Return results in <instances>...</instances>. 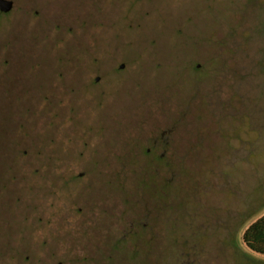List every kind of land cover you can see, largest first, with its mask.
I'll return each instance as SVG.
<instances>
[{"label": "rangeland", "instance_id": "1", "mask_svg": "<svg viewBox=\"0 0 264 264\" xmlns=\"http://www.w3.org/2000/svg\"><path fill=\"white\" fill-rule=\"evenodd\" d=\"M13 2L0 18V264H264L241 237L264 213V0ZM181 112L202 141L169 172L146 161L147 134L117 132ZM73 178L92 228L70 227ZM19 190L20 217L5 203ZM131 197L140 228L125 250Z\"/></svg>", "mask_w": 264, "mask_h": 264}, {"label": "flooded vegetation", "instance_id": "2", "mask_svg": "<svg viewBox=\"0 0 264 264\" xmlns=\"http://www.w3.org/2000/svg\"><path fill=\"white\" fill-rule=\"evenodd\" d=\"M12 1V7L8 10V11H2L0 10V18L6 17V16H10L11 11L13 10L14 7V2ZM141 0H134L133 4H136V2H139ZM148 1V0H147ZM141 3H144L143 1ZM148 3V2H147ZM128 4H130L128 2ZM127 6V4H125ZM145 4L142 5H135L137 8L140 6H143ZM42 7H46L45 5H42ZM121 7V6H120ZM47 8V7H46ZM125 9V6H124ZM52 10V9H51ZM127 10V9H125ZM124 12V11H123ZM136 15V14H135ZM47 16V15H45ZM44 16V17H45ZM60 16L54 12L51 11V19H55V18H59ZM25 21V19L21 18L19 21L20 27L23 26V22ZM15 29V27H14ZM16 30V29H15ZM17 31H15L14 34H16ZM13 34V35H14ZM3 46V45H2ZM25 47L23 46H13L11 52L12 53H16L19 52L21 48ZM10 51V50H9ZM249 65L248 63H244L243 64V68H247ZM102 68H106L102 67ZM119 68H123V64L119 65ZM100 80V77L96 76L94 78L95 82H98ZM105 80V79H104ZM101 81L100 84V88L105 84V81ZM237 83H240V90L242 92V107H243V111L242 112H231V113H238V115L242 116V120L245 118L244 115H246V112H248V110H246L247 108V103L250 102V98H248V94H250V80L247 77H243L241 79H239L237 81ZM48 84L47 82H45V85ZM48 87V86H47ZM249 107H250V103H249ZM217 113V112H215ZM202 114V113H201ZM130 116V113L128 114ZM139 112H136L134 114V116H139ZM191 114H187V112H181V120H183L182 123H176L175 121L173 122H168V123H163V124H156V125H142L141 127H139L138 129H136L134 126H131L132 128H128V130H121V131H116L117 132H124L125 134L123 135V137H121L122 142H127V140H131V136L134 137L135 133H142L147 134L144 138H145V142L147 143V146L144 148V155H145V159L147 162L151 163V164H157V165H161L163 170L165 172H169L170 171V164L175 163V156L177 157V154L175 152V150H178L180 148H195L197 147L196 145L199 146V144H201L202 141V126H197V125H193L192 121H191ZM138 118V117H137ZM186 118V119H185ZM180 120V121H181ZM119 121V120H118ZM137 120H135L134 122H136ZM165 121V120H164ZM103 122H105V119H103ZM127 122V121H125ZM152 123V122H151ZM186 123V124H185ZM189 123V124H187ZM76 129H79L80 131H82L80 128V126H70ZM131 130V131H130ZM84 131V130H83ZM105 132V131H104ZM195 139H197L195 141ZM83 176L82 173H78L77 177H81ZM75 178H73L70 181V188H72L70 190L71 193V205L74 208L75 207V202L77 203V206L75 207V210L77 212V216H70V227H72V225L75 224H85L83 225L84 227L87 228H92L93 226H87L88 224H92L91 222V217H90V211L88 208V204H90V200L88 199L90 194L89 191H84V194H82V196H76L75 191H74V185H75V181H73ZM170 179V178H169ZM155 185V184H154ZM164 186V185H163ZM162 185L159 187L160 190H157L152 188V190L154 191H163L166 194L167 189H165V187H163ZM164 194V196H165ZM104 196L100 197V200H103ZM154 199V197H152ZM131 199V204L128 206L127 210H123L126 213V217L123 221H121V223L119 224V231H121V233L119 234L117 239H114V245H118V244H122L123 249L126 250V248L131 247L133 249V247H137L138 245V229L140 228L139 226V212L137 209V205H134L136 201H132L133 197L130 198ZM152 199H149L146 201L144 200V202H147V204L145 205V207L147 208V213L146 216H148L149 218V214L152 213L153 210V204L154 202L151 201ZM8 201L10 203H12L14 205V207H10L11 209L13 208V211L15 214H17V216L20 215V206H17L16 204L19 203H23L26 204V194L24 193V191L19 190V193H16L14 195L13 199H7V201L5 202L6 204L8 203ZM154 201V200H153ZM22 204V205H23ZM144 208V207H143ZM84 209H86V211L84 212ZM22 210V209H21ZM21 216V215H20ZM19 216V217H20ZM84 221V222H82ZM148 222H144L143 225L147 228V232L148 234H150V236H148V241L147 242V247L150 245V250L148 253L146 254H151L150 257L155 256L156 252L154 251L155 249V245L160 244L159 239L154 237L153 232V226H151V228H149L147 226Z\"/></svg>", "mask_w": 264, "mask_h": 264}, {"label": "trees", "instance_id": "3", "mask_svg": "<svg viewBox=\"0 0 264 264\" xmlns=\"http://www.w3.org/2000/svg\"><path fill=\"white\" fill-rule=\"evenodd\" d=\"M241 237L247 249L264 255V213L244 228Z\"/></svg>", "mask_w": 264, "mask_h": 264}, {"label": "water", "instance_id": "4", "mask_svg": "<svg viewBox=\"0 0 264 264\" xmlns=\"http://www.w3.org/2000/svg\"><path fill=\"white\" fill-rule=\"evenodd\" d=\"M12 7L11 0H0V10L8 11Z\"/></svg>", "mask_w": 264, "mask_h": 264}]
</instances>
